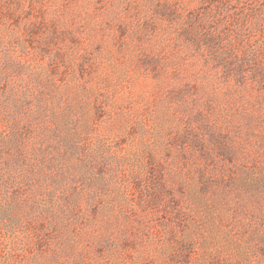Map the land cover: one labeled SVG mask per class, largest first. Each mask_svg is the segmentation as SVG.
<instances>
[{"label": "rangeland", "instance_id": "374dc122", "mask_svg": "<svg viewBox=\"0 0 264 264\" xmlns=\"http://www.w3.org/2000/svg\"><path fill=\"white\" fill-rule=\"evenodd\" d=\"M227 1L0 0V264H264V23Z\"/></svg>", "mask_w": 264, "mask_h": 264}, {"label": "trees", "instance_id": "16d2710c", "mask_svg": "<svg viewBox=\"0 0 264 264\" xmlns=\"http://www.w3.org/2000/svg\"><path fill=\"white\" fill-rule=\"evenodd\" d=\"M237 4L244 3L247 6L246 10H242L239 13V17L236 18V21H234V26L236 29L239 31L242 30L244 31V27L247 24H252L253 21H258L260 23H264V0H234ZM228 3H232V0H228L225 4V8H218L217 12H215L216 16L221 19L218 20L215 15L212 16V14H207L208 16H212L215 21L217 20L220 24L223 22L224 19L228 18L232 20L231 15H226L227 14V8L226 6ZM222 5V4H221ZM206 15V16H207ZM235 16V14L233 13ZM197 20V19H196ZM204 36L203 39L206 38L209 43H220V41L223 40L222 34H217V33H210L209 32V27L205 24L202 23L200 25ZM259 55L263 56L264 55V46L258 50Z\"/></svg>", "mask_w": 264, "mask_h": 264}]
</instances>
